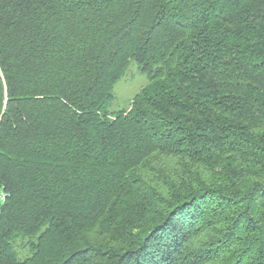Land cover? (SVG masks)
Wrapping results in <instances>:
<instances>
[{
  "label": "trees",
  "instance_id": "1",
  "mask_svg": "<svg viewBox=\"0 0 264 264\" xmlns=\"http://www.w3.org/2000/svg\"><path fill=\"white\" fill-rule=\"evenodd\" d=\"M0 264H264V0H0Z\"/></svg>",
  "mask_w": 264,
  "mask_h": 264
},
{
  "label": "rangeland",
  "instance_id": "2",
  "mask_svg": "<svg viewBox=\"0 0 264 264\" xmlns=\"http://www.w3.org/2000/svg\"><path fill=\"white\" fill-rule=\"evenodd\" d=\"M148 83L147 76L142 73L135 61H131L125 76L114 87V98L111 111L127 109L134 96Z\"/></svg>",
  "mask_w": 264,
  "mask_h": 264
}]
</instances>
